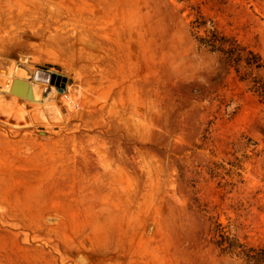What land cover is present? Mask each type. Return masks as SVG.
<instances>
[{"label": "rangeland", "instance_id": "1", "mask_svg": "<svg viewBox=\"0 0 264 264\" xmlns=\"http://www.w3.org/2000/svg\"><path fill=\"white\" fill-rule=\"evenodd\" d=\"M11 66L52 119L0 90V264H253L216 242L264 248V0H0Z\"/></svg>", "mask_w": 264, "mask_h": 264}, {"label": "bare ground", "instance_id": "2", "mask_svg": "<svg viewBox=\"0 0 264 264\" xmlns=\"http://www.w3.org/2000/svg\"><path fill=\"white\" fill-rule=\"evenodd\" d=\"M12 65V64H11ZM20 79V80H24V81H27L25 79V73L23 72V70H20L18 68H15V66H11L9 67V69L6 71V75L4 77H1L0 78V90H5V91H10V84L12 83L13 79ZM28 82V85L31 86V90H32V98L31 99H28L26 97H23L24 99H21V98H18L17 96H10L14 102V109H15V112H17V114H25V112L23 113L24 111V106L25 105H30V107H32V109H28V111L30 112V116L33 117L31 118L32 122H35V123H39L40 125H47L49 123V120L48 119H52V115L50 116V118H46L44 111H42L43 113L41 112H38V113H35L34 111H40V109L42 107H45L47 105V103H43L42 102V92L43 90L40 89L41 85H38V83H35V82ZM40 87V88H39ZM53 93H56L55 90L53 91ZM26 98V99H25ZM11 100V99H10ZM10 102V101H8ZM66 102V101H65ZM69 104V102H68ZM6 105V104H4ZM51 105V104H50ZM48 106V105H47ZM47 108V107H46ZM60 108V107H59ZM6 109H9L6 108ZM26 109V108H25ZM43 109V108H42ZM49 109V108H48ZM50 109H53L56 113H58V108L56 105L52 104L50 106ZM49 109V112H51ZM13 110V108H12ZM45 110V108H44ZM6 111V110H5ZM61 111V110H60ZM48 112V111H47ZM48 112V114H49ZM54 112V114H55ZM5 113V112H3ZM6 115L4 116L3 114L0 113V121L1 122H4V123H7V124H10L12 126H17L18 125H22L20 124V120H19V117L16 116L17 114H15V118L17 120L14 121V117H11L12 116V112L11 113H5ZM11 114V115H10ZM59 115V114H58ZM36 116V117H35ZM49 117V115L47 116ZM13 118V119H12ZM54 118V117H53ZM57 120V119H56ZM29 121V120H28ZM51 121V120H50ZM22 122V121H21ZM53 122V121H51ZM31 123V122H30ZM24 124H29L27 121H24ZM32 124V123H31ZM51 125V123H50ZM11 126V127H12Z\"/></svg>", "mask_w": 264, "mask_h": 264}, {"label": "trees", "instance_id": "3", "mask_svg": "<svg viewBox=\"0 0 264 264\" xmlns=\"http://www.w3.org/2000/svg\"><path fill=\"white\" fill-rule=\"evenodd\" d=\"M204 42L211 45V47L219 49L220 51H227L231 52L236 51L239 48V45L234 40H229L225 38L224 36H219L216 32H211V34L208 36L207 39H204ZM255 56V54H253ZM221 239L217 241V245H223L226 244L225 247L222 248V251H229L234 252L236 248H240V250L237 252V254H244L249 261H252L253 264H264V248H247L244 249V246L242 244H235L230 243L227 241V237L224 235H220Z\"/></svg>", "mask_w": 264, "mask_h": 264}, {"label": "water", "instance_id": "4", "mask_svg": "<svg viewBox=\"0 0 264 264\" xmlns=\"http://www.w3.org/2000/svg\"><path fill=\"white\" fill-rule=\"evenodd\" d=\"M10 92L28 99L32 98L31 86H29L28 82L24 80L16 78L13 79L12 83L10 84Z\"/></svg>", "mask_w": 264, "mask_h": 264}]
</instances>
